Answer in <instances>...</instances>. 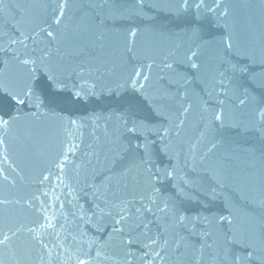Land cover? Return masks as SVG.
<instances>
[{
	"label": "water",
	"instance_id": "water-1",
	"mask_svg": "<svg viewBox=\"0 0 264 264\" xmlns=\"http://www.w3.org/2000/svg\"><path fill=\"white\" fill-rule=\"evenodd\" d=\"M61 3L0 0V161L28 264H264V0ZM124 121L152 133L153 171L223 173L207 207L180 205L197 223L159 210L175 189L133 167Z\"/></svg>",
	"mask_w": 264,
	"mask_h": 264
},
{
	"label": "snow or ice",
	"instance_id": "snow-or-ice-1",
	"mask_svg": "<svg viewBox=\"0 0 264 264\" xmlns=\"http://www.w3.org/2000/svg\"><path fill=\"white\" fill-rule=\"evenodd\" d=\"M138 2L141 5L143 4V0H138ZM184 2L185 4H187V0H184ZM66 3L67 0H62V3L60 4L61 9L66 5ZM61 15H63V12H61ZM56 23H59V20H57ZM48 35L51 36L52 33L49 32ZM24 63L27 64L28 61L25 60ZM192 66L196 67L195 64H193ZM77 95H79V93H77ZM29 97V92H24L23 94L17 93L14 95L16 103L20 105L26 104ZM215 119L219 121L221 120V117L216 116ZM8 123L9 121L5 119L3 115V106H0V126L7 125ZM129 134L136 137H143L142 143H137L134 146L132 144H129L126 147L121 146L123 152L129 154L132 160L133 167L138 170L143 169L148 173L149 183L151 184L152 188L156 189V183H153L151 181V177H155L157 182L161 184H163L164 182H168L172 184V187L175 189V200H164L163 207L157 205L159 210L164 213H168L169 210H171L172 218L178 224L185 227L189 223L193 225L197 223L200 218L182 215V209L180 205L185 202L201 203L203 200L205 202V206L207 207L212 200L216 199L218 190L224 186L223 173L218 169H210L208 170L207 180L205 182L197 179L196 176L187 172H185L183 175H180L177 166H170V168H161L159 170L153 171V168L150 166L152 165V159L154 155L152 149L153 141L150 140V135L152 133L143 124L137 123L135 121H132L131 123H129L128 121H124L122 130L120 131V135ZM154 134L160 136L163 141V148L161 149L162 154L171 157L173 149L165 140V138L170 135V130L158 129ZM193 159L195 160V158ZM197 171L198 170L196 163L193 162L192 172L196 173ZM156 190L159 191V189ZM152 203L155 204L156 201L153 200ZM148 210L151 211V209ZM205 219L207 218L205 217ZM229 223H231V221H229ZM4 239L6 240L7 237H5ZM2 243H4V240H0V244ZM253 259H255L254 251L250 252L248 256L250 264ZM80 264H84V261H81ZM225 264H227V261L225 262Z\"/></svg>",
	"mask_w": 264,
	"mask_h": 264
}]
</instances>
